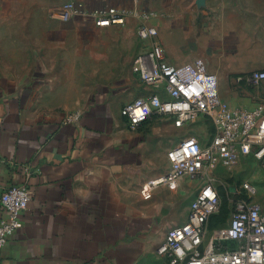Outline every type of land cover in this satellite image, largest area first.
<instances>
[{
	"label": "crops",
	"instance_id": "0c3cea01",
	"mask_svg": "<svg viewBox=\"0 0 264 264\" xmlns=\"http://www.w3.org/2000/svg\"><path fill=\"white\" fill-rule=\"evenodd\" d=\"M69 2L126 16L108 27L49 17ZM143 23L169 64L215 76L229 106L264 101V83H248L264 70V0H0V196L12 186L30 195L1 263L167 264L156 249L201 185L182 178L145 197L190 124L155 115L132 129L121 114L154 92L133 71Z\"/></svg>",
	"mask_w": 264,
	"mask_h": 264
},
{
	"label": "built area",
	"instance_id": "2783aa9c",
	"mask_svg": "<svg viewBox=\"0 0 264 264\" xmlns=\"http://www.w3.org/2000/svg\"><path fill=\"white\" fill-rule=\"evenodd\" d=\"M126 13L113 7L90 8L80 2L53 7L49 17L69 21L92 19L97 27L122 24ZM143 51L133 62L139 81L153 93L125 105L121 111L132 129L152 116L161 115L182 128L200 119L212 124V136L200 143L187 137L167 153L168 172L144 185L145 197L159 185L176 189L178 180L200 183L190 204L187 220L168 231L156 249L167 264H264V212L256 201L257 189L244 182L227 188L230 207L226 225L209 229L211 216L221 206L216 171H231L243 159H252L264 171V101L253 108L231 107L219 97L216 77L200 65L176 67L167 62L164 49L155 39L156 27L141 24L137 30ZM249 86L264 83V70L252 72ZM30 201L25 186H12L0 196V255L7 240L21 225V215ZM0 264L1 259H0Z\"/></svg>",
	"mask_w": 264,
	"mask_h": 264
},
{
	"label": "rangeland",
	"instance_id": "374dc122",
	"mask_svg": "<svg viewBox=\"0 0 264 264\" xmlns=\"http://www.w3.org/2000/svg\"><path fill=\"white\" fill-rule=\"evenodd\" d=\"M188 133L191 138H194L200 143H205L212 136V124L208 119H200V121L188 126ZM219 174L220 178L217 185L221 196L222 207L219 216L212 220V226L218 227L226 224L230 216V207L226 201L228 186H240L244 182H251L255 184L258 188L256 200L264 206V171L260 170L253 160L242 163L239 162L238 165L231 171L223 170L220 171Z\"/></svg>",
	"mask_w": 264,
	"mask_h": 264
},
{
	"label": "trees",
	"instance_id": "16d2710c",
	"mask_svg": "<svg viewBox=\"0 0 264 264\" xmlns=\"http://www.w3.org/2000/svg\"><path fill=\"white\" fill-rule=\"evenodd\" d=\"M226 201H227V200H226ZM227 203H228V201H227ZM221 207H222V206H220V210H219V212H218L216 215H213V216L210 217V219H209V223H208L209 228H212V229L216 228V227L212 226L213 223H212L211 219L216 218V217L219 216L220 211H221ZM220 220H221V219H220Z\"/></svg>",
	"mask_w": 264,
	"mask_h": 264
}]
</instances>
